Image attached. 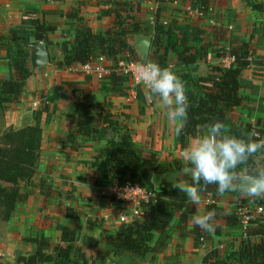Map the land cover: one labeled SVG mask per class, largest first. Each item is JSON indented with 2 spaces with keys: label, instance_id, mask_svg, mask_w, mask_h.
I'll list each match as a JSON object with an SVG mask.
<instances>
[{
  "label": "crops",
  "instance_id": "crops-1",
  "mask_svg": "<svg viewBox=\"0 0 264 264\" xmlns=\"http://www.w3.org/2000/svg\"><path fill=\"white\" fill-rule=\"evenodd\" d=\"M109 1L0 0V35L19 30L27 42L34 40L33 26L25 15L37 12L46 30L50 56V64L32 71L25 81L18 102L0 108V138L10 129L17 131L28 126L38 127L42 132L34 177L26 184L21 183L22 199L9 221H0L3 225L0 264H22L21 258L34 254L35 238L58 244L65 226L79 228L74 241L85 253V264H100L97 253L107 256L106 263L117 260L116 252L104 244V236L115 234L124 226L119 216L130 215L131 206L114 199V172H109L105 179L101 171L92 167V159L107 149L111 137L110 131L105 130L104 114L126 129L142 157L155 154L161 162L178 160L185 165L180 158L183 148L176 130L180 122L168 119L167 109L158 96L149 99L148 89L135 87L125 76L100 78L101 69L111 68V62L102 57L89 66L56 65L61 58L59 44L71 41L76 27L69 13L77 14L93 33L104 34L115 22L111 6L107 5ZM261 2L264 0H171L159 4L157 0H139L140 7H129L132 14L128 22L138 25L136 34L126 38L134 57L129 54L140 62L133 51L134 37L151 36L148 62L161 68L177 65V55L186 47L198 57L196 76L205 77L208 66L231 68L233 59L222 55L241 43L248 44L250 63L240 74L239 96L243 104L235 112L242 122L254 127L259 139H264V14L252 10V6ZM201 3L205 7H200ZM14 49L10 43L0 44V80L15 79ZM80 104L88 106L95 118L93 125L98 129L95 140L78 132L76 105ZM100 132H104L102 136ZM191 142L192 139L188 145ZM239 199L256 202L255 198L242 197L232 189L223 195H201L199 205L191 201L196 213L190 218L185 234L179 231L174 219L164 246L159 252L148 253L141 264H235L234 254L242 239L241 225L235 220L239 226H229L227 218L234 216L233 205ZM66 209L72 211V217H66ZM209 211L215 213L216 227L206 231L203 242L195 243L191 233L195 225L193 217ZM159 242L160 237L155 235L150 247Z\"/></svg>",
  "mask_w": 264,
  "mask_h": 264
},
{
  "label": "trees",
  "instance_id": "trees-1",
  "mask_svg": "<svg viewBox=\"0 0 264 264\" xmlns=\"http://www.w3.org/2000/svg\"><path fill=\"white\" fill-rule=\"evenodd\" d=\"M168 1L171 0H157L159 4ZM107 3L111 6L110 11L114 15L115 22L111 28L105 30L104 34L93 33L77 14L69 13V17L76 21V27L72 40H63L59 44L61 58L56 62L59 68L89 65L100 57L109 60L111 67L114 68L118 59L125 53L128 52L134 57L126 38L138 31V25L129 24L128 21L132 14L129 7L132 9L140 7L139 0L122 2L111 0ZM200 7H205V4ZM252 10L264 14V2L252 6ZM25 19L33 26V39L45 40L46 30L37 18V12L27 13ZM8 43L15 48L12 62L15 79L0 80V108L18 102L25 81L33 74L27 65L28 53L23 47L27 40L22 32L13 30L7 36L0 35V44ZM222 56L233 59L232 67L223 69L208 66L205 77L196 76L198 57L186 47H183L177 55L178 64L171 66L172 69L181 68L176 74L185 82V92L189 101L187 119L183 121V130L178 133V142L183 149L187 147L189 140L201 135L205 127L215 121L224 123L226 133L244 139L249 132L255 130L251 125L242 122L235 112L243 104V99L239 96L240 74L250 63L249 46L241 43ZM168 67L170 66L163 68ZM76 107L79 108L76 123L78 132L83 137L95 140L98 137V129L93 125L95 118L89 113L88 106L80 104ZM103 123L105 130L111 133L108 147L92 159V167L101 171L102 178L106 179L109 172L113 171L116 187H122L127 183L137 184L149 191L139 176V170L143 168L153 174V197L141 205L140 220L122 226L115 234L106 233L104 236V244L117 254L116 264H141L148 253L159 252L164 246L167 231L174 219H177L179 231L185 234L190 218L196 213L195 206L187 194L174 187V184L181 183L182 174L178 175V173L186 165L178 160L170 163L161 162L155 154L142 157L134 146L130 134L112 121L110 115L104 114ZM41 134L38 127L28 126L17 131L10 129L0 138V221L2 222L9 221L15 206L22 199L21 183L26 184L34 177L40 158ZM255 155L264 156V151ZM250 159L251 157L240 163L232 172L243 171L250 163ZM191 182V178L185 179V183ZM201 195H217V185H208ZM238 201L245 202L244 199ZM259 203L264 205V199L259 198ZM71 215L72 211L66 209V217H72ZM227 219V225L239 226L235 216ZM78 232L79 228L76 226L62 227L60 242L54 245L42 237L35 238L32 240L36 243L34 254L21 258L22 264H85V253L75 246L74 240ZM191 233L193 240L198 244L201 239L207 238L206 231L197 225L193 226ZM245 234L247 237L241 239L234 254L235 264H264L263 220L252 223ZM155 235L160 237V242L152 248L150 243ZM255 238L259 240L254 241ZM89 242L95 243L93 240ZM106 257L97 253L96 260L100 264H105Z\"/></svg>",
  "mask_w": 264,
  "mask_h": 264
},
{
  "label": "clouds",
  "instance_id": "clouds-1",
  "mask_svg": "<svg viewBox=\"0 0 264 264\" xmlns=\"http://www.w3.org/2000/svg\"><path fill=\"white\" fill-rule=\"evenodd\" d=\"M141 82L152 95L158 96L166 115L173 123L180 122L177 133L183 129V121L187 119L189 101L185 92V82L170 67L161 68L155 62L138 66ZM255 130L247 134V138L230 135L225 131L222 121L207 125L201 135L193 138L185 147L180 158L185 165L178 175L191 176L192 182L176 183L174 187L187 194L196 205L201 202V192L208 185H217V194L223 195L232 186V171L242 162L264 151V139L258 138ZM247 192L250 196L264 198V174L252 179ZM214 211L193 217V223L202 230L211 232L216 225L213 223Z\"/></svg>",
  "mask_w": 264,
  "mask_h": 264
},
{
  "label": "built area",
  "instance_id": "built-area-1",
  "mask_svg": "<svg viewBox=\"0 0 264 264\" xmlns=\"http://www.w3.org/2000/svg\"><path fill=\"white\" fill-rule=\"evenodd\" d=\"M141 64L143 63L134 61L131 55L127 52L118 59L114 68L111 67L107 70L101 69L98 72V75L100 78L112 74L125 76L132 80L135 87H144L147 89V87L141 82L138 72V66ZM252 128L254 129V127ZM112 195L116 201L131 206L130 215L120 214L119 216V222L124 225L140 220L142 217L141 205L148 202L153 197V194L146 189L137 184L128 183L122 187H114ZM233 214L241 225V238L245 239L247 237L245 234L246 229L251 226L252 223L259 220H263L264 222V205L254 201H238L233 205ZM200 242H203V240L201 239Z\"/></svg>",
  "mask_w": 264,
  "mask_h": 264
},
{
  "label": "water",
  "instance_id": "water-1",
  "mask_svg": "<svg viewBox=\"0 0 264 264\" xmlns=\"http://www.w3.org/2000/svg\"><path fill=\"white\" fill-rule=\"evenodd\" d=\"M152 38L146 35H136L133 41V51L141 63H148L149 50ZM27 50V65L32 71L40 70L50 64V56L48 53L47 42L45 40H31L23 45ZM104 132H100L102 136ZM264 174V156L254 155L250 159V163L241 172H232V190L245 198H255L247 192L248 186L252 183V179ZM139 176L144 185L149 189L150 193H154L153 174L146 169L139 170ZM261 198V197H258ZM264 199V198H261ZM106 264H116L108 261Z\"/></svg>",
  "mask_w": 264,
  "mask_h": 264
},
{
  "label": "rangeland",
  "instance_id": "rangeland-1",
  "mask_svg": "<svg viewBox=\"0 0 264 264\" xmlns=\"http://www.w3.org/2000/svg\"><path fill=\"white\" fill-rule=\"evenodd\" d=\"M79 100H77V102H78ZM1 117H2V111L0 110V120H1ZM0 123H1V121H0ZM185 176H182V179H181V181L182 182H184L185 181ZM255 200H256V202H258L259 203V198L258 197H255ZM2 222V221H1ZM2 224H0V233L2 232ZM231 254H233V252H230V255Z\"/></svg>",
  "mask_w": 264,
  "mask_h": 264
}]
</instances>
